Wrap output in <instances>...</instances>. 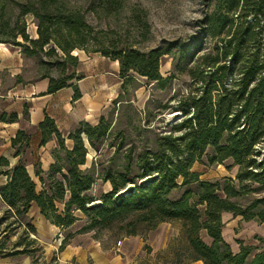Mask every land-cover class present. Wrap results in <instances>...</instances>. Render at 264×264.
Returning a JSON list of instances; mask_svg holds the SVG:
<instances>
[{
  "label": "trees",
  "instance_id": "1",
  "mask_svg": "<svg viewBox=\"0 0 264 264\" xmlns=\"http://www.w3.org/2000/svg\"><path fill=\"white\" fill-rule=\"evenodd\" d=\"M205 1L206 11L200 24L213 43L209 52L197 57V86L178 106L184 117L173 124V132L158 136L153 146L138 153L130 147L121 168L103 173L102 179L112 184L111 190L102 195L100 205L90 206L94 199L88 192L96 176L91 169L81 168L88 149L83 133L92 146L98 147L107 139L110 122L105 115L95 124L80 122L68 134L73 140L72 148H68L54 119L47 115L39 124L42 144L54 134L58 147L47 171L36 168L41 181L39 188L24 164L11 168L9 159L0 156V174L8 178L0 185V196L8 205L6 212L17 218L15 221H20L32 204L61 229L78 219L75 214L78 209L90 217V228L109 227L129 219L130 235L136 234L138 222L154 227L179 220L194 260H202L203 264H264V249L249 259L253 246L240 242V249L235 252L222 233L225 212L240 215L244 220L264 221V197L253 199L247 207L235 200L247 193L248 183L264 184V0ZM15 4L18 18L35 16L38 38L29 37L24 23L11 31L6 29L10 26L9 21L5 23L9 5L6 0H0V37L6 35L15 40L21 36L39 49L50 44L51 52L58 47L75 64L78 56L71 53L75 49L100 52L119 61L123 83L133 77L131 73L158 85L167 80L160 71L161 58L172 54L177 42L142 49L116 38V26L97 28L94 23L102 14L114 17L117 22L123 21L124 16V23L133 29L135 39L140 37L143 42L151 34V24L140 4H130L128 0H16ZM7 41L0 38V42ZM191 50L186 48L183 53ZM200 50L197 40V51ZM42 78L49 79L48 91L55 92L73 85L75 75L61 80L49 74ZM79 97L81 92L75 86L74 99ZM15 118L16 114L0 116L1 120ZM27 138L25 131L19 130L13 144ZM208 150H211L210 163L232 160L231 165L238 166L237 183L232 178L216 182L200 179L193 165ZM194 183L196 191L189 188ZM129 184L133 187L128 189ZM181 189L179 196L172 195ZM27 227L29 232L36 230L30 223ZM201 231L206 232L211 243L202 238ZM30 243H15L13 247L18 250L13 253L27 252Z\"/></svg>",
  "mask_w": 264,
  "mask_h": 264
},
{
  "label": "rangeland",
  "instance_id": "2",
  "mask_svg": "<svg viewBox=\"0 0 264 264\" xmlns=\"http://www.w3.org/2000/svg\"><path fill=\"white\" fill-rule=\"evenodd\" d=\"M15 1L6 0V4L8 2L9 5L6 9L5 23L10 22V26L6 29L11 31L24 23L29 37L38 38L37 19L32 14L18 18ZM128 1L130 4H140L147 11L151 24V34L147 40L142 42L140 37L135 39L133 29L124 23V16L121 18L123 21L117 22L114 17L102 14L94 23L98 24L97 28L116 26L118 31V34H115L116 38L133 42L135 46L142 49H149L170 41L177 42L178 45L173 49L172 54L161 58L160 71L167 79L162 85L150 82L137 73H131L133 77L123 83L119 75V61L109 57L104 59L100 52L75 49L71 52L78 56L75 64L58 47L55 52H51L50 44L39 49L26 42L21 36L15 40L9 39L6 35L0 37L2 40H9L4 43L11 44L22 53L23 75L27 79H38L49 74L61 80L72 73L76 79L99 67L108 78H111V81L117 82L120 78L119 87L116 84L115 93L107 100L105 117L110 122L107 139L98 147L92 146L87 135L83 133L88 149L86 162L81 165V168L91 169L96 176V181L88 192L94 199L90 206L100 205L102 195L111 190V182L102 179L103 173L107 169L121 168L125 160L124 154L130 147H134L138 153L148 146H153L158 136L173 132V124L184 117L183 111L178 106L197 86V57L209 52L213 43V40L202 32L200 24L206 11L205 0ZM17 19L19 25H17ZM197 40L200 51H197ZM17 42H21V45ZM27 46L30 47L29 50L26 49ZM189 47L192 50L189 53H183V50ZM93 62L96 63L89 66ZM79 126L78 124L75 129ZM177 133L175 131V134ZM210 152L211 150H208L202 160L196 161L193 165V169L199 172L200 179L216 182L232 178L237 183L235 178L238 166L231 165L232 160L210 163ZM189 188L196 191L197 184H191ZM248 189L247 193L243 192L244 195L235 199L244 207L251 204L253 199L264 197V184L248 183ZM182 192L183 189L174 191L172 195L179 196ZM75 214L78 219L65 230L52 235L43 226L39 236L37 230L29 232L27 227L28 223L31 224L34 221L35 209L23 213L20 221H15L16 217H11L6 212V208L0 207V253L12 254L18 250L13 247L15 243L24 244L30 241L29 250L24 253L30 256L31 264H60L58 255L63 239L80 234L83 236V241H99L106 249L126 252L129 255L130 264H203L202 260L192 258L191 246L182 222L179 220L161 222L154 227L138 222L136 234L130 235L127 234L131 228L128 225L129 219L116 222L109 227L90 228V217L87 214L80 209L76 210ZM222 220L224 222L223 236L230 243L233 251H239L240 242L251 245L253 250L249 259H252L257 252L264 249V221L244 220L242 216H234L232 212L223 213ZM42 224L46 226L45 222ZM200 234L206 242L211 243L205 231H201ZM33 239L35 241H31Z\"/></svg>",
  "mask_w": 264,
  "mask_h": 264
},
{
  "label": "crops",
  "instance_id": "3",
  "mask_svg": "<svg viewBox=\"0 0 264 264\" xmlns=\"http://www.w3.org/2000/svg\"><path fill=\"white\" fill-rule=\"evenodd\" d=\"M23 66L22 53L11 44L0 42V116L16 114L13 120L0 119V156L9 159L11 168L24 164L39 187L41 181L36 175V168L47 171L54 162L53 151L58 147L54 134L42 144L43 132L39 124L47 115L53 118L67 147L72 148L69 132L82 121L97 123L105 115L108 97L115 93L116 84L119 87L121 81L120 78L117 82L111 81L99 67L73 80V85L49 92V79H27L23 75ZM75 86L81 92L78 99H74ZM19 130L25 131L28 140L14 145L13 139ZM7 179V175L0 174V185ZM0 207L8 208L1 196ZM30 209H35L31 224L39 236L43 226L52 235L65 230L46 219L36 204H32ZM82 237L78 234L65 240L58 255L60 264H130L126 252L106 249L99 241H83ZM0 264H31V258L25 253H0Z\"/></svg>",
  "mask_w": 264,
  "mask_h": 264
},
{
  "label": "water",
  "instance_id": "4",
  "mask_svg": "<svg viewBox=\"0 0 264 264\" xmlns=\"http://www.w3.org/2000/svg\"><path fill=\"white\" fill-rule=\"evenodd\" d=\"M132 187H133V184H129L128 189H129V188H132Z\"/></svg>",
  "mask_w": 264,
  "mask_h": 264
}]
</instances>
